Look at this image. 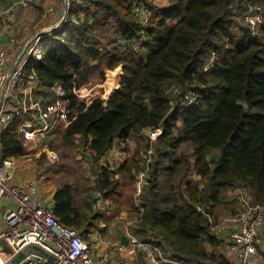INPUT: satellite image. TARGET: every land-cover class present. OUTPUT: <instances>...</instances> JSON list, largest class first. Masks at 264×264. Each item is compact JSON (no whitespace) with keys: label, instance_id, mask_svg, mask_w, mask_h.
Returning a JSON list of instances; mask_svg holds the SVG:
<instances>
[{"label":"trees","instance_id":"1","mask_svg":"<svg viewBox=\"0 0 264 264\" xmlns=\"http://www.w3.org/2000/svg\"><path fill=\"white\" fill-rule=\"evenodd\" d=\"M83 1L95 11L72 10L77 20L70 18L42 40L41 58H31L24 78L38 80L51 96L55 83L65 89L67 126L61 146H49L64 154L80 141L82 153H91L101 187L96 191L109 209L98 208L92 178L62 164L51 168L61 177L54 183L55 217L90 243L88 235L101 225L108 228L124 211L134 213L132 235L156 238L170 258L229 264L218 253L222 238L216 227L236 216L237 203L225 195L249 190L254 205L264 206V22L255 36L248 29L234 31L238 4L264 8V0H169L159 9L149 0ZM135 1L153 12L147 27L133 13ZM106 28L116 42H99L97 31ZM135 43L139 51L127 47ZM97 71L101 82L81 89ZM187 93L195 96L193 104L185 100ZM22 122L18 115L1 134L5 158L26 155ZM158 129L153 172L138 204V158L116 172L101 164L115 145ZM185 144L192 148L188 153L181 150ZM64 159L77 164L69 155ZM193 167L196 179L187 180ZM136 264H146L142 255Z\"/></svg>","mask_w":264,"mask_h":264},{"label":"built area","instance_id":"2","mask_svg":"<svg viewBox=\"0 0 264 264\" xmlns=\"http://www.w3.org/2000/svg\"><path fill=\"white\" fill-rule=\"evenodd\" d=\"M31 0H22L24 8L30 6ZM65 10L61 21L54 25L48 32L36 34L25 46L24 53L17 66L11 68V59L8 52L0 50V200L12 204L1 218L2 229L0 230V264H136V257L140 254L148 264H186L176 261L168 255L167 249L163 251L160 242L151 237L148 240H141L133 235H126L127 244L118 241L109 245L99 253L91 243L76 229L65 226L54 215V205L49 204L41 195L37 184L24 181H15V171L19 167L17 159L5 158L1 145V134L20 113H28L32 109L42 114L39 103L35 102L34 92L38 80L31 78L25 80V69L31 60L41 58V42L60 32L68 20L76 21L71 16L72 10L95 11L94 7L83 0H64ZM246 7V6H245ZM135 17L144 27H147L152 17V12L144 2L135 1L132 4ZM52 12V9H49ZM244 22L247 25L249 34L252 36L260 34L264 22V8L259 5H247ZM134 51H139L140 44L127 45ZM51 91L56 97V102L48 109V114L55 117L54 129L67 126L68 106L62 101L66 91L60 83H55ZM20 95L23 98L19 100ZM195 96L191 93L185 95L188 104L195 102ZM13 102L15 109L9 111L8 105ZM52 127H33L31 123L24 122L19 132L25 141H34L41 137ZM162 134V129L145 130L143 135L151 144H154ZM91 157L89 151L84 152ZM113 157L102 166L116 172L120 169L122 161ZM145 173L137 176L135 183L136 200L140 201L145 185ZM240 190L242 191L239 194ZM235 192L240 198V216L236 220L239 223L237 228L233 227L222 237L221 249L232 256L229 264H251L253 258L264 249V206H252L244 197L245 189ZM98 207L107 210L109 203L103 199L102 193L98 194ZM106 225H101L99 232L105 231ZM38 247L41 251H37ZM23 254L22 259L16 263L18 257ZM126 255L135 256L128 258Z\"/></svg>","mask_w":264,"mask_h":264},{"label":"crops","instance_id":"3","mask_svg":"<svg viewBox=\"0 0 264 264\" xmlns=\"http://www.w3.org/2000/svg\"><path fill=\"white\" fill-rule=\"evenodd\" d=\"M21 1L22 0H0V50L4 49L8 52L11 59V68L17 66L20 58L24 53L25 46L33 39V37L38 33L48 32L54 25L59 22L60 19L57 20V18L59 15L60 17L61 15H64L65 10V5L63 3L62 12L58 11V7L60 6V4H58L59 0H46L44 4H42V8L39 7L38 9L34 10L31 6L27 9L24 8L20 4ZM49 9H52V12H49ZM33 30H35L34 33H32ZM52 94L54 95L53 92ZM34 99L36 103H39L43 111L42 114L38 110L32 109L28 113H20L19 116H21L23 119L22 124L24 122H27L31 123L33 127L40 128L44 127L45 125L52 127V129H50L48 132L43 133V136L44 134H49L50 131L56 130L54 129V122L56 121V119L54 116L48 114V109L52 104L56 102V97L48 95V92H44L42 84L39 83L37 85L36 91L34 92ZM7 109L9 111L15 109V107L13 106V102L8 105ZM63 126L64 124H62L61 127L57 128V130L65 129L63 128ZM37 138H39V136L36 137L35 140H37ZM35 140L34 142H30L31 144L29 142L26 143V151L28 150L29 146L36 145L37 142ZM112 154L119 159L123 157V154L119 156L120 153L115 148V146L112 149ZM18 163L19 167L15 171V181L17 183L28 181L37 184L40 188V192L43 198L49 204L54 205L55 207L54 195L56 192V188L52 186L51 182L38 172L36 165H26V162L20 160H18ZM190 173L192 174V179H196L194 167L192 168V171ZM90 178L97 181L94 174L93 176H90ZM235 192L236 191L229 192L225 195L226 201L228 203L234 201L237 203L235 208L236 216L232 218H226L222 222V224L218 228V233L221 238L228 232V230L232 229L233 227L237 228V226L239 225L236 220L240 216L239 210L241 208V204L240 198H235ZM241 193L242 191L240 190L239 194ZM242 195L249 203H251L252 206H258L254 205L249 190H245ZM11 208V203L0 200V230L2 229V215ZM120 217L124 220H127V218L129 217L130 220H127V225H124V231L119 235L118 241H120L123 236L129 234L132 235L130 229L134 226L137 220L136 215L126 211L122 212ZM103 232L101 233L97 231L88 235L91 245L97 248L98 253L111 244L104 241L102 236ZM261 233L262 235H264V229L261 231ZM117 242H115L114 244H116ZM218 253L223 256L229 263L230 259L232 258L231 255L226 254L221 248L218 250ZM126 257L135 258V256L132 255H126ZM146 264L148 263L146 262ZM251 264H264V249L259 250V254L253 258Z\"/></svg>","mask_w":264,"mask_h":264},{"label":"rangeland","instance_id":"4","mask_svg":"<svg viewBox=\"0 0 264 264\" xmlns=\"http://www.w3.org/2000/svg\"><path fill=\"white\" fill-rule=\"evenodd\" d=\"M45 1L46 0H31L30 6L32 7L33 10L38 9L39 7L42 8V4H44ZM149 1L152 2L155 6H157L158 9L164 6H167L169 3V0H149ZM63 3H64V0L58 1V4H60V6L58 7V11L60 12H62ZM238 5H241V6L239 8H236V12L238 14V18H237L238 25L235 27L234 31L236 35H241L243 30L248 29L246 23L244 22V16L246 14L247 5L249 4H246V5L238 4ZM150 11L152 12L151 9ZM59 17L60 15L58 16L57 20L60 19L59 21H61L62 15L60 18ZM34 32L35 30H33L32 33ZM97 38L99 42L104 45L112 43L114 41L116 42V39H117V37L113 36L110 28L97 31ZM209 66H210V63H209ZM100 82H101V72L97 71L89 77V83L84 84L81 89H88L92 86L99 84ZM22 97L23 95H20L19 100H21ZM63 131L64 129L50 131L49 134H44L43 136L37 138V140H35L37 142V143L35 142L36 145L29 146L28 150L26 151V155L20 159H17V160L26 162V165H30V166L36 165L38 172L40 174L43 173V175L42 174L41 175L45 177L46 179H48L51 182L52 186L54 187L56 184L55 182L60 181L61 177L53 174L54 169H51L52 166H56V165L58 166L62 164H68L71 168H74L75 166L79 168L80 170H82L83 172H85L87 178L95 174V172L92 169L89 156L82 153L84 148L82 144H80V141H76L75 147L71 148V152L65 151L64 154H61L63 152L62 149L55 151L50 148L49 144L51 142L55 144L56 148H59L61 146V136L60 135H61V132ZM31 142H34V141H31ZM154 144L152 145L150 141H148L143 135H141L140 138H136V139L132 138L131 140H129L127 144L119 143V145L117 144L118 146L115 145V148L120 153L119 156L123 154V157L118 159L122 161V164L128 159H134L135 156L138 158L135 160H138V162L140 163L141 172H139V174L140 173L146 174L145 183L147 182V178L149 177L148 175L151 174V172H153V169H151V163L155 160L152 154ZM191 149L192 148L190 145L185 144L183 145V148L181 150L183 152L188 153L191 151ZM63 155H69L70 159L74 158L75 162H77L76 164L77 166L74 165L73 162H70L65 159L62 160ZM113 157H115V155L112 154V150H111L104 158L103 164H106L108 160L112 159ZM47 168H49L51 172L44 174V171ZM49 176H51L53 179L50 180ZM160 178H161V181H163V176H161ZM187 180H193L191 173L189 174ZM91 184L95 188V193L97 195V191H96L97 181L92 179ZM144 188H146V185H144ZM144 188H143V191H144ZM164 190L165 189H163V191ZM140 202L141 200L138 201L137 203L140 204ZM95 208H97V206H95ZM131 214H134V213H131ZM127 220L129 221L130 218L128 217ZM127 220L121 219V217L119 216V219H116V221H114V223L111 226H109L108 228H105V231L102 234L104 241L111 243L110 245L117 242L119 235L124 231V225H127L126 224ZM217 227L216 229L218 230L219 227L218 228Z\"/></svg>","mask_w":264,"mask_h":264},{"label":"water","instance_id":"5","mask_svg":"<svg viewBox=\"0 0 264 264\" xmlns=\"http://www.w3.org/2000/svg\"><path fill=\"white\" fill-rule=\"evenodd\" d=\"M97 186H98V188H99V191H101V187H100V183L99 182H97ZM205 210H206V213L208 214V208L206 207L205 208ZM127 237L126 236H123L122 238H121V242L123 243V244H127ZM34 249L35 250H37V251H41V249L40 248H38V247H34ZM22 257H23V254H21L19 257H18V259L16 260V263H18L21 259H22Z\"/></svg>","mask_w":264,"mask_h":264}]
</instances>
